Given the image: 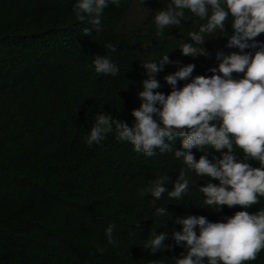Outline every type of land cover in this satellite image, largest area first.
I'll return each mask as SVG.
<instances>
[{
  "label": "trees",
  "instance_id": "obj_1",
  "mask_svg": "<svg viewBox=\"0 0 264 264\" xmlns=\"http://www.w3.org/2000/svg\"><path fill=\"white\" fill-rule=\"evenodd\" d=\"M136 1L153 9L139 28L128 30L124 22ZM74 2L0 0V264H174L169 258L185 249L170 234L161 251L142 247L151 227L168 233L182 227L174 219L161 222L153 215L156 206L167 207L170 217L203 215L210 221L242 206L222 205L219 211L205 206L198 187L218 180L191 171L190 191L181 199L165 193L153 202L151 193L141 196L140 189L166 174L164 186L171 190L186 167L173 152L145 156L114 133L92 145L83 137L102 112L132 125V109L140 106L137 93L146 78L141 60L168 51L173 62L156 74L160 86L153 90L168 94L165 75L193 63L192 76H210L217 50L239 49L227 48V36L217 34L202 45L207 56L182 54L177 46L204 21L186 10L188 19L157 36L152 17L165 0L109 4L102 30L88 33L93 26L88 18L76 19ZM225 31L231 34L230 22ZM254 39L264 41V33ZM109 42L116 45L114 52L105 47ZM97 54L111 56L120 68L116 77L94 72ZM187 82L178 79L177 87ZM175 147H181L179 137ZM191 151L197 159L203 154L196 147ZM208 151L210 157L220 155ZM248 162L258 166V161ZM258 209H264V197L249 211ZM109 224L115 225V245L105 237ZM97 245L105 251L98 252ZM245 264H264V254Z\"/></svg>",
  "mask_w": 264,
  "mask_h": 264
},
{
  "label": "clouds",
  "instance_id": "obj_2",
  "mask_svg": "<svg viewBox=\"0 0 264 264\" xmlns=\"http://www.w3.org/2000/svg\"><path fill=\"white\" fill-rule=\"evenodd\" d=\"M140 2L144 4V0ZM120 3L121 0H75L72 11L76 19L90 20L93 27L85 30L88 33L93 28L102 30L104 9ZM164 4L152 17L157 36H163L169 26H180L182 20L188 19L186 10L204 21L197 30L187 33L189 39L177 46L182 54L207 56L209 53L202 45L217 34L227 36V48L239 51L226 54L217 50L218 63L208 69L210 76H192L193 63L165 75L164 80L171 86L168 94L153 91L160 86L156 74L173 62L168 51L158 58L141 60L146 78L137 93L140 106L132 109L135 118L132 125L116 119L111 112H102L83 139L92 145L114 133L117 140L129 142L145 156L173 152L186 167L179 170L171 190L164 186L166 174L140 189L141 196L151 193L153 202L165 193L177 200L187 194L190 191L187 171L197 177L218 180L213 183L210 179L198 187L203 204L218 211L222 205H240L241 210L222 220L210 221L203 215L170 217L167 207L156 206L153 215L161 222L166 224L165 218L174 219L182 227L171 233L151 227L142 247L153 253L161 251L170 234L185 249L179 257L169 258L174 264H245L264 254V209L249 211L264 197V41L254 39L264 33V0H165ZM226 22L231 24V34L225 31ZM105 47L109 52L116 50V45L110 42ZM91 67L97 74L112 77L120 72L107 54L95 55ZM233 73L243 75L234 77ZM178 79L188 82L178 88ZM177 137L180 148L175 147ZM193 147L203 153L198 159L191 151ZM209 148L219 152V157H210ZM249 160L258 161V166ZM114 228L112 224L105 228L107 243L112 245L117 243ZM96 250L105 251L99 245Z\"/></svg>",
  "mask_w": 264,
  "mask_h": 264
},
{
  "label": "rangeland",
  "instance_id": "obj_3",
  "mask_svg": "<svg viewBox=\"0 0 264 264\" xmlns=\"http://www.w3.org/2000/svg\"><path fill=\"white\" fill-rule=\"evenodd\" d=\"M152 9L151 4L143 6L136 1L125 19V28L128 30L139 28V26L151 16ZM144 60H146V58Z\"/></svg>",
  "mask_w": 264,
  "mask_h": 264
}]
</instances>
